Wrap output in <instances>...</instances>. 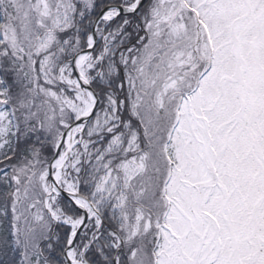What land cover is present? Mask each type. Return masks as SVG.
Segmentation results:
<instances>
[{
  "label": "snow or ice",
  "instance_id": "snow-or-ice-1",
  "mask_svg": "<svg viewBox=\"0 0 264 264\" xmlns=\"http://www.w3.org/2000/svg\"><path fill=\"white\" fill-rule=\"evenodd\" d=\"M0 264H264V0H0Z\"/></svg>",
  "mask_w": 264,
  "mask_h": 264
}]
</instances>
